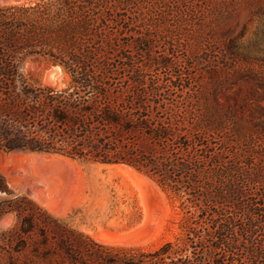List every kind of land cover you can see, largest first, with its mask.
<instances>
[{"label": "trees", "instance_id": "1", "mask_svg": "<svg viewBox=\"0 0 264 264\" xmlns=\"http://www.w3.org/2000/svg\"><path fill=\"white\" fill-rule=\"evenodd\" d=\"M128 1L0 5V150L130 164L198 209L200 228L181 249L171 241L112 248L16 201L20 220L0 234V264H264V27L248 41L226 29L219 55L199 35L200 51L181 59L173 36L161 42L140 24L117 34L112 16ZM143 1L160 4L163 19L207 14L223 26L242 2L135 4ZM252 6L264 21V6ZM30 56L49 57L70 81L32 84L23 68Z\"/></svg>", "mask_w": 264, "mask_h": 264}, {"label": "rangeland", "instance_id": "2", "mask_svg": "<svg viewBox=\"0 0 264 264\" xmlns=\"http://www.w3.org/2000/svg\"><path fill=\"white\" fill-rule=\"evenodd\" d=\"M36 1L39 0L21 3H4L0 0V5H20ZM145 2L136 5L135 0H131L125 10L119 8L114 11L112 19L115 21H112V25L117 34L124 31L122 37L126 36L124 27L135 29L140 24L142 29L148 28L161 42L164 41L163 36H173L181 59L200 51V46L194 40L199 35L219 55L220 38L226 33V29L233 37L241 36L243 41H248L254 37L259 26L260 32L264 27L263 19L252 15V5L260 4L261 9L264 0H256L253 4L242 0L235 6L234 15L227 19L228 24L224 26L221 19H211L207 14H201V19H177L173 15L163 19L161 13L157 12L160 4L151 9L152 5ZM136 6L144 12L145 18L139 19L138 23L131 19L138 11ZM125 12L129 13L130 19H121ZM185 28L188 31H184ZM260 57H264L263 51H260ZM242 65L259 66L245 62ZM23 68L29 81L35 85L61 87L70 81V75L64 67L49 57L30 56L25 60ZM44 154L0 150V173L5 177L8 188L7 191L0 190V202L4 201L0 203V234L15 227L20 220L19 211L13 206L16 201L29 208L28 211H38L40 207L48 214L67 222L71 228L112 248L154 250L171 241L177 243L176 249H181L189 247L187 236L194 235L200 228V224L194 223L199 210L182 204V199L144 172L140 171L145 176L142 177L110 168L105 165L108 163L66 156H63L65 159L53 158ZM143 180L149 181L146 182L148 186L142 185ZM22 196L28 201H20ZM144 196H147V205L143 202L146 200ZM147 212L149 222L144 225ZM119 239L121 243L141 239L145 246L110 244L104 241ZM6 259H1L2 264Z\"/></svg>", "mask_w": 264, "mask_h": 264}, {"label": "bare ground", "instance_id": "3", "mask_svg": "<svg viewBox=\"0 0 264 264\" xmlns=\"http://www.w3.org/2000/svg\"><path fill=\"white\" fill-rule=\"evenodd\" d=\"M25 1H27V0H3V2L4 3H21V2H25ZM12 155V154H11ZM45 156H47V157H53V158H63V159H65L66 157H63V156H61V155H58V154H49V153H45L44 154ZM73 162V161H72ZM102 165V164H101ZM106 166H108V167H110V168H115V169H119V170H121V171H124V172H126V173H130V174H138V175H141L142 177H145L140 171H137V169L136 168H134V167H132V166H130V165H127V164H122V163H116V164H105ZM140 176V177H141ZM142 179H144V178H142ZM146 179V178H145ZM149 180V179H148ZM144 182L142 183V185H147L148 186V182L149 181H146V180H143ZM151 181V183H154L152 180H150ZM147 182V183H146ZM156 186H158L156 183H154ZM159 188V187H158ZM144 192V191H143ZM146 194V193H145ZM144 198H145V196H144ZM146 200L145 201H143L144 202V204H146V203H148L147 201H148V199H147V196H146V198H145ZM147 205V204H146ZM145 205V206H146ZM147 207V206H146ZM145 207V210H147V208ZM150 211V210H149ZM148 212L146 213V217H144L145 218V220H144V222H143V224L144 225H146L147 224V222H149V217H148ZM112 239H114V238H112ZM109 240V239H108ZM108 240H104L105 242H107V243H114V244H126V245H134L135 247H137V246H143L144 244H145V242L144 241H142L141 239H139V240H134V241H125L124 243H121V242H119V241H121V239H119V240H112V241H108ZM145 246V245H144Z\"/></svg>", "mask_w": 264, "mask_h": 264}, {"label": "water", "instance_id": "4", "mask_svg": "<svg viewBox=\"0 0 264 264\" xmlns=\"http://www.w3.org/2000/svg\"><path fill=\"white\" fill-rule=\"evenodd\" d=\"M31 152H40V153H49V152H42V151H31ZM49 154H58V153H49ZM58 155H61V154H58ZM61 156H64V155H61ZM124 164H127V163H124ZM127 165H130V164H127ZM130 166H132V165H130ZM132 167H134V166H132ZM134 168H136V167H134ZM137 169V168H136ZM138 170V169H137ZM140 171V170H139ZM142 172V171H141Z\"/></svg>", "mask_w": 264, "mask_h": 264}]
</instances>
